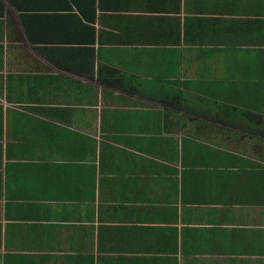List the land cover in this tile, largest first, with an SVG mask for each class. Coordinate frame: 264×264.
Here are the masks:
<instances>
[{"label":"crops","instance_id":"0c3cea01","mask_svg":"<svg viewBox=\"0 0 264 264\" xmlns=\"http://www.w3.org/2000/svg\"><path fill=\"white\" fill-rule=\"evenodd\" d=\"M0 264H264V0H0Z\"/></svg>","mask_w":264,"mask_h":264}]
</instances>
